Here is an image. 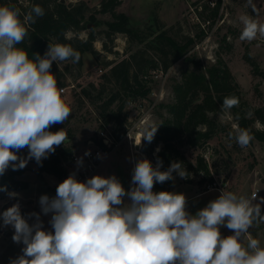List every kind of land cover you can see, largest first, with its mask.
<instances>
[{"label":"clouds","instance_id":"9594fccd","mask_svg":"<svg viewBox=\"0 0 264 264\" xmlns=\"http://www.w3.org/2000/svg\"><path fill=\"white\" fill-rule=\"evenodd\" d=\"M246 4L256 11L253 0ZM44 14L39 5L27 13L14 4L0 6V176L9 168H25L29 160L42 164L67 139L63 129L49 130L71 115L64 90L50 70L53 62L78 63L80 53L49 43L43 56L35 53L29 59L27 51L16 47L28 34L26 26ZM238 20L243 25L241 41L264 37V23L248 14ZM238 106L237 97H225L220 119ZM159 126L145 128L141 141L151 143ZM233 128L229 140L248 147L254 137L246 129ZM25 148L27 157L18 155ZM82 165L80 158L77 166ZM162 166L159 158L155 167L146 158L137 160L128 190L115 175L82 182L73 172L57 185L54 197H39L40 213L22 214L19 202L0 212V227L13 228V242L24 245L9 264H264V247L249 232L254 223H264V197L254 203L257 193L247 198L222 190L193 215L183 193L153 191L154 184L174 180L173 173L189 177L181 162L163 171ZM0 192L10 199L19 196L6 185H0ZM41 213L51 214V230L44 228ZM221 226L233 234L222 237Z\"/></svg>","mask_w":264,"mask_h":264},{"label":"rangeland","instance_id":"374dc122","mask_svg":"<svg viewBox=\"0 0 264 264\" xmlns=\"http://www.w3.org/2000/svg\"><path fill=\"white\" fill-rule=\"evenodd\" d=\"M21 1L27 2V0ZM62 1L68 5L84 2L87 6L86 19L94 14L98 22H90L82 30H69L66 33L68 38L87 39L89 32L93 30L95 35L93 45L96 53L91 51L83 53L82 64L73 63L71 59L58 62L59 67L66 72L65 84H74V86L63 94L69 102L71 115L64 124H55L52 128L56 131L63 129L66 134L71 130L74 138L69 144L74 145L75 150L87 146L90 139H97L98 131L104 125L95 105L82 94V89L92 88L93 95L102 88L105 89V93L108 92L113 87V82L108 81L104 74H108L114 64L132 55H135V60L140 62V66L143 67L144 63L145 66L149 64L148 69L144 68L148 70L147 84L152 88L150 94L146 97H129L125 109L127 114L125 134L120 139L119 145L109 153L92 176L115 175L126 190L130 189L136 161L146 158L155 167L159 158L158 153L164 145L162 141L154 144V141L148 143L142 140L141 143H137V138L139 136L142 138L145 128L159 126L170 116L168 104L175 101L174 85L182 81L183 72L195 70L198 65L202 70H208L213 65H222L230 69L238 82L239 106L233 107L229 117L223 121L220 119L221 106L217 111L209 113L214 128L212 137L202 138L200 143L194 146L180 145L179 152H175L172 158V162L179 160L182 162L189 177L182 179L173 173L175 179L165 184L164 188L169 192L182 193L187 183L193 184L197 189L209 188L211 185L247 198L258 189V199L254 203L259 202L260 197H264V140L253 136L254 140L250 145L241 148L235 140L230 141L228 138L229 132L234 133V125L240 128L238 112L245 117L253 118L255 109L264 105V37L258 35L251 42L241 41L239 36L243 25L238 20L241 14H248L259 23H264V0H253L256 11L247 6L246 0H230L221 15L219 9L216 17L212 14V8L197 7L201 0H122L116 7L117 11L129 15L131 25L139 29L140 35L152 34L142 42L137 36L127 32L110 30L106 21L112 20L113 16L111 12L100 11L102 0ZM163 30L179 41H185L188 36L195 38L186 56L173 60L165 70L162 69L161 53L155 48L147 47L149 40ZM248 54L256 60L257 71H254V65L248 61ZM167 58L172 59V55L168 54ZM151 65L156 68H150ZM91 84L95 85L97 90ZM249 112L251 116L248 115ZM252 125L255 129L264 130V123L259 118H256ZM107 126L112 129V125L107 124ZM201 127L204 129L205 125ZM27 151L25 148L18 155L27 157ZM201 158L209 164L210 174L201 169ZM37 165L34 159L29 160L25 172L18 176L28 180L29 186L18 191L21 196L28 199L29 212L40 213L39 197L43 194L54 197L55 193L49 187L65 179L45 172V180H40L36 174ZM166 166L168 168L169 163H166ZM66 169L68 176L74 172L70 166ZM10 170L11 168L7 172ZM211 178L214 179L212 183ZM155 186L156 184L153 191L157 192ZM125 202H129L127 197ZM263 207L264 205H261V209ZM50 218L51 214L41 213L46 230H51L48 223ZM31 222L30 220L29 223ZM263 227L264 223H254L250 229L257 235L259 229ZM0 229L2 231L0 264H9L11 259L22 254L24 245L13 242V228L9 226ZM258 239L261 244L262 241Z\"/></svg>","mask_w":264,"mask_h":264},{"label":"trees","instance_id":"16d2710c","mask_svg":"<svg viewBox=\"0 0 264 264\" xmlns=\"http://www.w3.org/2000/svg\"><path fill=\"white\" fill-rule=\"evenodd\" d=\"M121 1H101L100 11L111 12L113 16V19L107 20L106 24L112 32H127L137 36L141 42L146 40L145 38L152 34L140 35L139 29L131 25L129 15L117 11L116 7ZM8 4L20 7L25 13L34 5H39L44 9L45 14L42 17L36 18L34 24L26 26L28 34L23 43L16 45V47L28 52L29 59H33L35 53L43 56L49 43L71 46L80 53L79 64H82L81 56L86 51L96 53L93 45L95 39L93 30L89 32L87 39L68 38L66 36L69 30L79 31L86 28L90 22L98 23L94 14L86 19L87 6L84 2L68 5L62 0H27L26 3L21 0H0V6ZM211 11L213 16L216 17L219 7L216 6ZM21 19L23 18L21 17ZM149 41L147 47L155 48L161 53L162 69L165 70L173 60L186 56L190 47L194 44L195 38L188 36L185 41H179L169 35L166 30H163ZM166 46L168 47L167 50ZM168 54L172 55V59L168 60ZM247 59L254 65V71H257L256 60L250 54H248ZM144 67L148 69L149 64L145 66L144 63L143 67L140 66V62L135 60V55H132L130 58H124L114 64L109 73L104 74L108 81L113 82V87L108 92L105 93V89L102 88L93 95L92 88L84 87L82 89V94L91 100V104L95 105L104 124L112 125V131L118 139H121L126 131L124 128L127 121L125 109L129 97H146L151 92L152 88L147 84L148 70L146 71ZM150 68H156V66L151 65ZM50 71L57 79L58 88L67 85L65 84L66 72L59 67L58 62H53ZM91 86L97 90L95 85L91 84ZM238 86V82L227 66L213 65L208 70H202L201 66L198 65L195 70L183 72L182 81L174 85L175 101L168 104L170 116L159 126L153 139L154 144L160 141L164 143L158 153L159 159L163 161L162 171L167 169L166 163H169V165L172 163L174 153L179 152L180 145L194 146L199 144L202 138L212 137L214 128L209 113L217 111L223 99L227 96H235L239 99ZM238 115L240 128L246 129L252 136L264 140V130L255 129L252 125L256 118L264 123V105L255 109L253 118L245 117L241 112H238ZM203 125H205L204 129L201 127ZM49 130L56 132L52 127ZM73 138L74 135L70 130L64 144L56 147L54 153L43 159L42 164L37 165L36 174L40 180H45V172L55 174L63 179L68 177L64 162L68 161L75 151L74 145L69 144V141ZM200 167L207 174H210L209 164L203 158L200 159ZM24 172L25 168L17 171L11 169L0 176V185H6L9 191L26 189L29 186L28 180L18 177ZM210 180L211 183L214 182L213 178ZM171 182L156 183L157 192L168 191L164 186ZM57 185L49 187L55 194ZM1 194L3 192H0ZM261 210L264 213V207Z\"/></svg>","mask_w":264,"mask_h":264},{"label":"built area","instance_id":"2783aa9c","mask_svg":"<svg viewBox=\"0 0 264 264\" xmlns=\"http://www.w3.org/2000/svg\"><path fill=\"white\" fill-rule=\"evenodd\" d=\"M230 0H201L197 4V7L199 9H203L204 6L207 8H215L216 6L220 9V15L222 14V10L226 8ZM72 85H65L60 86V89H63L64 93L69 91V88H71ZM97 139H90L88 142V145L80 150H75L74 153L71 155V158L64 162V166L67 168V166H70L74 169V172L77 175V179L80 181H86L88 178H90L97 169L101 166L104 159L109 155V153L119 145L120 139H118L115 134L113 133L112 129H110L107 125H103L97 134ZM90 153L89 155H85V153ZM82 158L83 165L81 167L77 166V160ZM216 183V182H215ZM211 186V185H210ZM209 186V187H210ZM19 193L18 198L16 199H10L6 193H3L0 195V212H3L8 207L12 206L13 204L19 202L21 206V212L24 215H27V213H30L27 206L28 199L21 196L19 191L11 190ZM254 193H257V197L259 195V190L255 189L252 192V195Z\"/></svg>","mask_w":264,"mask_h":264},{"label":"crops","instance_id":"0c3cea01","mask_svg":"<svg viewBox=\"0 0 264 264\" xmlns=\"http://www.w3.org/2000/svg\"><path fill=\"white\" fill-rule=\"evenodd\" d=\"M222 190L227 191L226 189L217 186L197 189L193 184L187 183L186 185H184V189L182 192L187 198V210L194 215L198 210L204 208L208 204V202L218 198ZM220 232L222 237H227L233 234V232L225 226L220 227ZM249 232L251 233L253 238H260V240L262 241L261 245L264 247V227L259 229L257 235L252 229H249ZM0 233H2L1 229ZM244 244L246 246L247 241H245Z\"/></svg>","mask_w":264,"mask_h":264},{"label":"bare ground","instance_id":"6f19581e","mask_svg":"<svg viewBox=\"0 0 264 264\" xmlns=\"http://www.w3.org/2000/svg\"><path fill=\"white\" fill-rule=\"evenodd\" d=\"M141 142V137L139 136L138 138H137V143H140Z\"/></svg>","mask_w":264,"mask_h":264},{"label":"water","instance_id":"95a60500","mask_svg":"<svg viewBox=\"0 0 264 264\" xmlns=\"http://www.w3.org/2000/svg\"><path fill=\"white\" fill-rule=\"evenodd\" d=\"M90 25H92V24H90Z\"/></svg>","mask_w":264,"mask_h":264}]
</instances>
